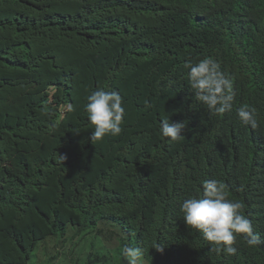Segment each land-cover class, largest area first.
<instances>
[{
    "label": "trees",
    "instance_id": "16d2710c",
    "mask_svg": "<svg viewBox=\"0 0 264 264\" xmlns=\"http://www.w3.org/2000/svg\"><path fill=\"white\" fill-rule=\"evenodd\" d=\"M225 23L220 13L203 27L178 0H0V264H127L125 245L141 249L145 264H202L203 256L264 264L261 219L262 243L238 237L228 256L210 251L172 209L206 175L241 189L248 174L264 179L249 168L264 156V57L253 48L234 56ZM185 28L197 30L190 40L177 37ZM150 32L175 44L150 55ZM206 57L239 94L221 115L191 117L183 64ZM100 89L120 94L124 118L118 136L96 141L82 105ZM243 105L255 109L257 127L238 119ZM165 116L185 122L183 140L161 134ZM147 146L163 163L137 158L134 149ZM252 188L264 201V180Z\"/></svg>",
    "mask_w": 264,
    "mask_h": 264
},
{
    "label": "clouds",
    "instance_id": "9594fccd",
    "mask_svg": "<svg viewBox=\"0 0 264 264\" xmlns=\"http://www.w3.org/2000/svg\"><path fill=\"white\" fill-rule=\"evenodd\" d=\"M178 1L185 9L202 18L203 27L206 24L219 22L220 13L223 14L226 19L224 35L237 40L232 45L231 53L234 56L246 55L253 48L259 52V56L264 57V0H229L235 7L233 11L230 7L227 10H217L215 3L204 0H195L198 1L199 6L197 9H189L191 7L187 2ZM196 32V29L185 28L177 37L190 40ZM147 39L152 42L150 55H154L164 46L175 44L176 36L175 39L155 38L150 32ZM184 74L192 93L189 96L193 99V107L190 108L188 115L196 116L202 112L206 113V110L212 115H221L231 109L234 96L238 95L239 91L237 88L233 89L231 78L221 71L220 65L212 58L206 57L195 62L186 60L183 64L182 77ZM242 89L246 99H249L250 91L245 87ZM67 109L74 111L71 104ZM83 113L93 126L86 121L88 129L93 128L91 140L100 141L107 135L118 136L122 132L124 108L122 97L116 91L103 89L93 91L83 102ZM237 117L242 124L257 127L254 108L248 105L241 106L237 109ZM184 128L185 122H170L168 116L160 122L161 134L172 142L184 139L181 135ZM134 154L139 160L145 154L149 160L157 158L148 146L145 152L138 147L135 148ZM59 158L61 162L66 159L65 156ZM118 159L121 164L122 158L119 154ZM157 161L163 163L160 158H157ZM249 168L251 171H264V156L254 164L249 163ZM246 177L240 178L244 183V189H241L237 186V180L230 186L224 179L206 175L199 180L192 195L172 203V209L180 211L185 227L196 234L204 245L209 242L210 251L235 256L237 247L234 245L238 237L242 238L249 247H256L262 243L254 223H257L256 218L264 221V213L260 216L264 201L252 186L256 181L264 179L255 173ZM102 244L107 246L106 241ZM156 250L162 252L163 247L158 244ZM121 255L126 259L127 264H145L143 252L139 248L125 245ZM57 263L67 264L62 257ZM202 264L213 263L207 262L203 256Z\"/></svg>",
    "mask_w": 264,
    "mask_h": 264
},
{
    "label": "rangeland",
    "instance_id": "374dc122",
    "mask_svg": "<svg viewBox=\"0 0 264 264\" xmlns=\"http://www.w3.org/2000/svg\"><path fill=\"white\" fill-rule=\"evenodd\" d=\"M63 252H64V250L62 249V250H61V254H63Z\"/></svg>",
    "mask_w": 264,
    "mask_h": 264
}]
</instances>
